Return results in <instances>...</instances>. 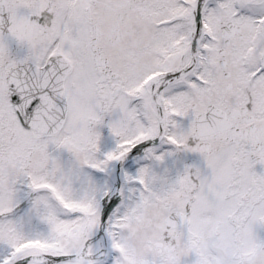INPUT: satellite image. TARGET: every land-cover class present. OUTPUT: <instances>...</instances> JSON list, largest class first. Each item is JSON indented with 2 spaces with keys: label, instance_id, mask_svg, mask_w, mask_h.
I'll list each match as a JSON object with an SVG mask.
<instances>
[{
  "label": "snow or ice",
  "instance_id": "6c2138e0",
  "mask_svg": "<svg viewBox=\"0 0 264 264\" xmlns=\"http://www.w3.org/2000/svg\"><path fill=\"white\" fill-rule=\"evenodd\" d=\"M0 264H264V0H0Z\"/></svg>",
  "mask_w": 264,
  "mask_h": 264
}]
</instances>
